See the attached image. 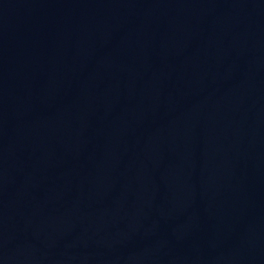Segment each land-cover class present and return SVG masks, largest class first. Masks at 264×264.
<instances>
[{"label":"water","instance_id":"1","mask_svg":"<svg viewBox=\"0 0 264 264\" xmlns=\"http://www.w3.org/2000/svg\"><path fill=\"white\" fill-rule=\"evenodd\" d=\"M0 264H264V0H0Z\"/></svg>","mask_w":264,"mask_h":264}]
</instances>
